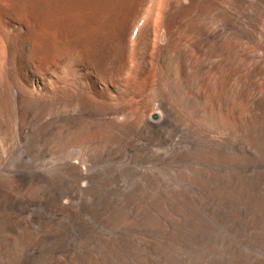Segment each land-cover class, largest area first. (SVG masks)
<instances>
[{
  "label": "bare ground",
  "instance_id": "1",
  "mask_svg": "<svg viewBox=\"0 0 264 264\" xmlns=\"http://www.w3.org/2000/svg\"><path fill=\"white\" fill-rule=\"evenodd\" d=\"M144 3L0 0V251L11 253V240L3 232H27L30 221L40 216L34 202L7 192V177L25 189L45 180L46 187L67 180L68 189L57 200L67 208L89 182L86 168L73 160L75 152L157 153L167 146L179 154L214 150L222 156L237 151L236 158L221 157L226 170L235 169L218 180L226 195L220 206L229 228L231 206L238 211L242 201L251 198L245 213L249 228L237 242L224 235L219 261L207 264H264V0H157L139 19ZM130 56L128 74L121 77L124 70L118 65ZM163 78L169 81L166 90L159 88ZM226 90L238 96L231 104L236 140L219 142L209 128L222 130L223 110L232 103ZM98 108L102 113L115 110L114 121L108 118L104 126L110 134L104 137L108 146L78 145L77 138L86 133ZM51 136L67 149L61 152L60 176L45 179Z\"/></svg>",
  "mask_w": 264,
  "mask_h": 264
},
{
  "label": "rangeland",
  "instance_id": "2",
  "mask_svg": "<svg viewBox=\"0 0 264 264\" xmlns=\"http://www.w3.org/2000/svg\"><path fill=\"white\" fill-rule=\"evenodd\" d=\"M149 1L150 0H145V5L142 6L143 10L140 14L142 16H140L139 19H143L145 16L144 14H146L144 12L149 10L147 8L151 9V6H154L157 2V0H151V3H149ZM149 4L152 5L150 6ZM148 5L150 7H147ZM146 20L147 19L144 20V27L145 24H147ZM132 36L134 37V33ZM131 51H133L130 52L132 55L135 51ZM132 57L126 58L123 63L118 65L119 69L122 67V71L124 70V73H121L124 75H121V77L128 74H126V72L131 64ZM127 61L128 63L130 62L129 65ZM181 76L183 77V72ZM166 83V78H163L159 88L168 89L169 81L167 83L168 85ZM233 83H235V81ZM151 91L152 90L148 91V93L150 94ZM226 94V97L228 99L230 97L232 103L227 105L228 103L226 104L225 101L224 106L227 105L226 107L228 110H223L222 130L216 131V127L213 125H210L209 128L213 130V136H215L216 140L219 142L236 140L235 130L237 127V120L232 116L231 104L236 103L238 96H235L237 93L234 91L230 93L226 90ZM208 106L212 109L211 105ZM110 109L112 111H105V113H102L103 109L99 111L98 108L96 110V114L92 117L93 119L89 121L92 125L89 124L90 126L88 125V128H91H87L85 131L86 133H83L82 136L77 138L76 143L78 145L80 142L82 144L87 142L89 146L92 145L91 147L99 146V148L103 149L108 146L106 143L109 141H106V138H109L110 134L107 135L104 126L106 127L105 123L107 124L110 121H114L112 115L115 111L112 108ZM112 117L113 119L109 121ZM94 119L98 120L95 121ZM101 119L108 121L105 122L103 120V122H100L99 120ZM99 123L101 126L98 125ZM96 130L97 133L95 135L94 133ZM90 133L94 134L96 138H93L94 135ZM89 135H92V137ZM105 136L106 138H104ZM100 137H103V139ZM53 138L54 136H51L48 144L49 151H47V154L51 152L47 155L49 174H44L45 179H56L60 176V161L61 157H63L61 152L64 151L65 148L67 149L66 144L60 143L56 138ZM99 138L101 141L99 140L98 143L94 145V141H97ZM115 138H111L110 141L114 142ZM129 140L127 139L129 143L132 144L133 142L134 144V141L131 139ZM92 141L94 143H92ZM175 141L179 142L180 139L176 138ZM78 152H75L73 160L75 161L77 159L76 162H79V166L84 169L86 168L85 170L89 176V182L82 186L81 192L78 193L76 200L73 201L74 203L68 204L70 208H68V205L67 208H61L57 201L60 193L68 189L67 180L57 186L46 187L44 182L47 180L44 179L45 181L36 182L34 185L25 189L15 178H11V176L7 177L6 180L9 185L7 187V192H12L15 196L25 199V201L34 202L33 205L40 211V216L30 221L27 232L24 230L3 232V237L11 240L10 242L12 245L11 253L0 251V264H69L71 261L70 264H79L80 262H82L81 264H207L210 259L216 262L219 261V252L224 247L222 245H225L221 239L224 235L230 236L232 242H237V240L240 239V235L243 236L247 233L246 226L248 227V224L245 222V220H247L245 213L247 210L246 206L251 203V198H245V200L242 201L243 205L238 208V211L237 206H231V217L228 223L229 228L225 223L222 207L220 206L221 200H224L226 195L223 194V188L219 185V181L222 179L223 174L233 173L232 169H235L234 167H228L226 170L222 161L223 158L221 157L234 156L233 158H236L237 151L235 150L225 151L222 156V153L218 154V152L214 150H197L179 154L167 146H161L157 153H127L118 151ZM125 159L127 161L123 162ZM192 162L194 163L192 164ZM55 164L57 166H55ZM135 164L139 165V168H137L138 166ZM169 166L171 168H169ZM34 186L35 188L31 189ZM41 187L42 189H40ZM28 188L29 190H27ZM25 190L27 191L25 192ZM232 195L239 199L236 193ZM157 206L160 207L158 208ZM159 211H162V215ZM258 211H262V209L259 207ZM119 217L122 218L120 219ZM235 217L238 219V223L235 222ZM216 218H218V220ZM3 219V216H0V226L4 222ZM6 234L8 235L6 236ZM210 234L212 239L209 236ZM152 235L155 237H152ZM207 241H209V243L211 242V244ZM133 258L134 260L132 261L131 259ZM55 261H57V263ZM90 261H92V263Z\"/></svg>",
  "mask_w": 264,
  "mask_h": 264
},
{
  "label": "water",
  "instance_id": "3",
  "mask_svg": "<svg viewBox=\"0 0 264 264\" xmlns=\"http://www.w3.org/2000/svg\"><path fill=\"white\" fill-rule=\"evenodd\" d=\"M155 118V117H154Z\"/></svg>",
  "mask_w": 264,
  "mask_h": 264
}]
</instances>
